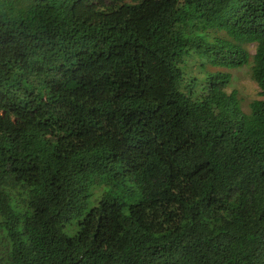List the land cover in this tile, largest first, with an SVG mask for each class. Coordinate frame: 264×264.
I'll return each mask as SVG.
<instances>
[{"label":"trees","instance_id":"trees-1","mask_svg":"<svg viewBox=\"0 0 264 264\" xmlns=\"http://www.w3.org/2000/svg\"><path fill=\"white\" fill-rule=\"evenodd\" d=\"M0 264H264V0H0Z\"/></svg>","mask_w":264,"mask_h":264},{"label":"rangeland","instance_id":"rangeland-1","mask_svg":"<svg viewBox=\"0 0 264 264\" xmlns=\"http://www.w3.org/2000/svg\"><path fill=\"white\" fill-rule=\"evenodd\" d=\"M249 48L251 53L255 52L254 44H251ZM203 60L204 59L201 58L196 60L191 59L186 63L185 68L187 69V71H193L194 74H199V72H201V70L203 71V69H207L210 71H228L229 73H231V82L227 90L229 92H231L232 90H237L239 92L240 96L244 99L243 107L245 110L249 108L248 105L253 99L259 97V87L257 83L251 78L249 65L228 69L207 64V67L202 68L201 64Z\"/></svg>","mask_w":264,"mask_h":264}]
</instances>
